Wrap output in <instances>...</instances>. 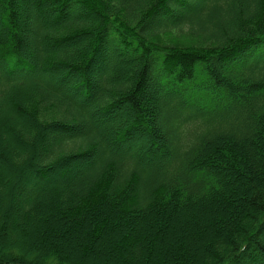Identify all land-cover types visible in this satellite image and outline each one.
<instances>
[{
  "label": "trees",
  "instance_id": "1",
  "mask_svg": "<svg viewBox=\"0 0 264 264\" xmlns=\"http://www.w3.org/2000/svg\"><path fill=\"white\" fill-rule=\"evenodd\" d=\"M0 152V264H264V0H0Z\"/></svg>",
  "mask_w": 264,
  "mask_h": 264
},
{
  "label": "rangeland",
  "instance_id": "2",
  "mask_svg": "<svg viewBox=\"0 0 264 264\" xmlns=\"http://www.w3.org/2000/svg\"><path fill=\"white\" fill-rule=\"evenodd\" d=\"M0 154H1V152H0ZM2 155V154H1ZM3 156V158L5 159L6 157H4V155H2ZM53 175L54 174H51V176L53 177ZM24 177V178H23ZM22 177V179H23V181L21 182V183H24V184H28V183H30V184H32V185H34L33 184V182H35V180L37 179V180H39L40 182H46L47 181V179L46 178H44L43 180L41 179V178H37V176H36V174H32L31 173V175L30 176H27L26 174L24 175ZM52 181V180H51ZM182 217V216H181ZM185 216H183L182 218H184ZM187 219H186V217L184 218V219H182V222L181 223H179L178 224V226L176 227V229L178 230V231H176V232H173L172 234H173V238H172V240H171V245L172 246H174V247H176V246H178V245H180L181 244V242L182 243H184L186 240L187 241H189V240H191V239H194L195 237H194V234L199 230V228L201 227V221H198V223H197V225H194L193 227H192V225L191 224H188L187 222ZM126 231V230H125ZM39 235H41V231H38V234H34V238L33 239H35L34 241H36L35 242V246H38L37 244H38V240H39ZM85 238H86V236H85V234H82V233H77V232H74V234L71 236V237H68V238H66V242H67V244H69V246H71V247H74L75 245L77 246V250H76V252H78L79 254L77 255L78 257H82V263L83 264H85L84 262L86 261V263H89V264H103L104 263V258L105 257H103V256H99L97 253H96V251H99L100 249H101V251H103V249H107L108 247H109V242H101V243H99L100 244V246L98 247L97 246V250L94 252V253H91V254H87L88 255V257L86 258V260L85 261H83V256H84V253H82V252H84V251H80L79 252V250H78V247L80 246V247H82L81 245H83L84 243H83V241L85 240ZM197 243V242H196ZM196 243L193 245V247H196ZM162 244L161 243H159V247L161 246ZM187 245H188V243H187ZM27 246V245H26ZM75 246V247H76ZM83 248V247H82ZM80 262V263H81ZM159 264V263H158Z\"/></svg>",
  "mask_w": 264,
  "mask_h": 264
}]
</instances>
